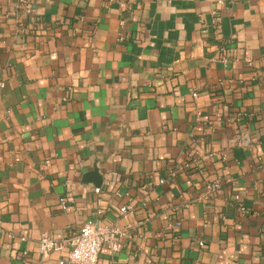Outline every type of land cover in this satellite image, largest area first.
<instances>
[{"label":"crops","instance_id":"0c3cea01","mask_svg":"<svg viewBox=\"0 0 264 264\" xmlns=\"http://www.w3.org/2000/svg\"><path fill=\"white\" fill-rule=\"evenodd\" d=\"M29 1L0 0V264L90 219L127 233L97 264H264V0Z\"/></svg>","mask_w":264,"mask_h":264},{"label":"built area","instance_id":"2783aa9c","mask_svg":"<svg viewBox=\"0 0 264 264\" xmlns=\"http://www.w3.org/2000/svg\"><path fill=\"white\" fill-rule=\"evenodd\" d=\"M109 2L115 0H108ZM17 9L21 12L29 15H33L34 22L39 23L38 11L33 7L32 3L29 0H16ZM243 114H237L235 120H240L244 117ZM217 118L219 115L217 114ZM48 163V161H45ZM159 183H164L163 180H159ZM219 181H215L212 185L209 186L211 191H216L219 189ZM100 188H94L95 193H99ZM115 196L118 198H123L127 196V192L116 191ZM238 196H236V199ZM72 202V198L62 197L59 199V204L63 210L66 209L67 203ZM130 206L121 205L118 207V213L120 216L124 217ZM239 211L246 214L247 211L243 206H239ZM171 228L177 229L180 225V221L177 217L171 219ZM12 236L11 234L8 237ZM127 236L126 231L120 226L113 224L107 225L101 222L98 219L87 220L81 227L73 232L68 237L62 239H55L47 232H42L38 238V253L40 255H46L49 253H64L65 256L63 260L60 261V264L68 262L70 264H97L98 257L101 248L104 245L109 246L111 252H117L120 247V241ZM21 240L25 238L20 236ZM202 246V243H199Z\"/></svg>","mask_w":264,"mask_h":264},{"label":"water","instance_id":"95a60500","mask_svg":"<svg viewBox=\"0 0 264 264\" xmlns=\"http://www.w3.org/2000/svg\"><path fill=\"white\" fill-rule=\"evenodd\" d=\"M86 177L91 178V182H93L94 185L99 186L101 184V177L98 175L97 171H91L86 174Z\"/></svg>","mask_w":264,"mask_h":264}]
</instances>
